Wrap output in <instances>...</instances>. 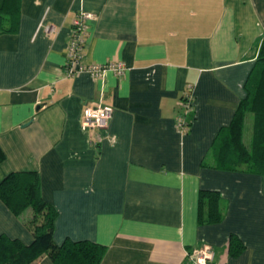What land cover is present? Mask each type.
<instances>
[{"label":"crops","instance_id":"obj_1","mask_svg":"<svg viewBox=\"0 0 264 264\" xmlns=\"http://www.w3.org/2000/svg\"><path fill=\"white\" fill-rule=\"evenodd\" d=\"M81 10L94 15L83 63L122 61L125 76L65 74ZM19 23L0 35V182L39 173L59 244H103L102 264H193L187 253L206 245L215 264H264V176L224 170L213 153L245 98L264 0H21ZM190 88L183 134L176 119ZM96 100L113 108L109 126L84 130ZM203 190L222 198L216 223L198 221ZM0 235L33 242L1 199Z\"/></svg>","mask_w":264,"mask_h":264},{"label":"trees","instance_id":"obj_2","mask_svg":"<svg viewBox=\"0 0 264 264\" xmlns=\"http://www.w3.org/2000/svg\"><path fill=\"white\" fill-rule=\"evenodd\" d=\"M21 0H0V35L13 33L19 27ZM251 72L245 81V98L235 111L231 123L215 139L216 164L224 170L251 172L264 176V37ZM253 117L250 143L246 144V115ZM5 154L0 148V162ZM0 199L19 218L33 236L31 244L0 235V264H36L48 257L54 264H102L107 247L99 243L54 239L58 216L56 207L41 195L38 172H13L0 182ZM201 224L216 223L221 217L222 198L217 191L199 194ZM237 242V241H236ZM231 240L230 244H237Z\"/></svg>","mask_w":264,"mask_h":264},{"label":"built area","instance_id":"obj_3","mask_svg":"<svg viewBox=\"0 0 264 264\" xmlns=\"http://www.w3.org/2000/svg\"><path fill=\"white\" fill-rule=\"evenodd\" d=\"M93 14L81 10V12L73 19L72 35L70 45L67 52V62L65 64V74L68 77L82 75L87 73L91 78L105 80L108 72L115 76H125L128 71L127 65L122 61H109L105 64H84L83 52L85 50V40L87 35V23L93 19ZM41 28L47 35L56 33V28L50 24H41ZM182 100V112L176 119L177 130L183 134L189 133L191 126V117L194 112V96L191 88L184 94ZM83 128L106 130L109 126V121L113 115V108L104 105L101 101H89L83 109ZM193 264H215V251L210 245L201 248H194L187 253Z\"/></svg>","mask_w":264,"mask_h":264},{"label":"rangeland","instance_id":"obj_4","mask_svg":"<svg viewBox=\"0 0 264 264\" xmlns=\"http://www.w3.org/2000/svg\"><path fill=\"white\" fill-rule=\"evenodd\" d=\"M246 123H245V136H244V140L246 142V144L250 143V138H251V135H252V123H253V117H252V114L248 113L246 115Z\"/></svg>","mask_w":264,"mask_h":264}]
</instances>
